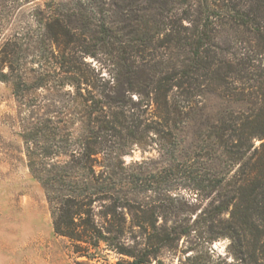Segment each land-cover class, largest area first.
I'll use <instances>...</instances> for the list:
<instances>
[{"label": "trees", "instance_id": "16d2710c", "mask_svg": "<svg viewBox=\"0 0 264 264\" xmlns=\"http://www.w3.org/2000/svg\"><path fill=\"white\" fill-rule=\"evenodd\" d=\"M31 22L1 39L0 81L54 233L76 252L114 244L119 208L160 248L195 215L231 260L207 246L179 264H264V0H45ZM134 149L147 155L126 162Z\"/></svg>", "mask_w": 264, "mask_h": 264}, {"label": "rangeland", "instance_id": "374dc122", "mask_svg": "<svg viewBox=\"0 0 264 264\" xmlns=\"http://www.w3.org/2000/svg\"><path fill=\"white\" fill-rule=\"evenodd\" d=\"M15 1V8L8 5L4 9L7 18L0 24V44L1 39L14 28L30 31L33 28L31 11L45 0ZM85 60L94 68L105 62L104 55L100 54L96 59L87 57ZM145 155L147 153L134 149L125 161L138 160ZM173 192L196 205L200 203L199 197L187 189ZM135 196L138 201L147 203L148 206H142L152 212L157 225H170V221L162 218V212H159L158 200H150L149 193H137ZM93 209L98 213L104 207L96 204ZM116 214L124 221L123 231L116 235L111 245L100 242L97 248L76 252L73 241L54 233L44 191L26 165L15 99L9 85L0 81V264H119L142 253L147 255L142 264H179L186 255L205 250L207 246L214 258L220 256L231 260L228 239L221 238L207 245L204 241L207 224L203 219L195 221V215L179 219L182 227L190 225L193 228L189 234L172 238L165 246L156 248L147 244V234L152 235L151 230L144 232L135 226L126 210L118 208Z\"/></svg>", "mask_w": 264, "mask_h": 264}]
</instances>
